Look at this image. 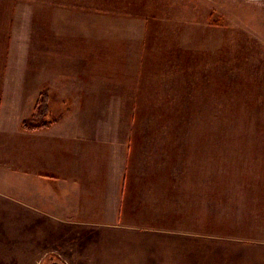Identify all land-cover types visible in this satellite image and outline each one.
<instances>
[{
	"label": "rangeland",
	"instance_id": "rangeland-1",
	"mask_svg": "<svg viewBox=\"0 0 264 264\" xmlns=\"http://www.w3.org/2000/svg\"><path fill=\"white\" fill-rule=\"evenodd\" d=\"M53 20L56 32L47 25ZM0 63V100L5 73L13 70L19 80L25 65L40 64L61 82L56 108L50 88L42 89L20 123L24 129L43 128L58 119L54 110L62 115L70 102L75 107L72 98L88 80L105 83L109 110L120 109L130 89L143 113L166 112L158 114L159 125L200 132L184 137L198 144H191L198 174L179 192H164L160 199L171 204L140 193L150 185L139 192L131 183L119 225L105 230L96 222L77 226L72 217L65 222L76 228L57 218L44 228L46 217L23 218L20 189L1 184L0 246L20 248L23 241L30 257L0 261L264 264V0H0ZM132 174L139 176L133 168ZM10 220L31 229L7 231Z\"/></svg>",
	"mask_w": 264,
	"mask_h": 264
},
{
	"label": "crops",
	"instance_id": "crops-1",
	"mask_svg": "<svg viewBox=\"0 0 264 264\" xmlns=\"http://www.w3.org/2000/svg\"><path fill=\"white\" fill-rule=\"evenodd\" d=\"M56 23L53 20L47 25L56 32ZM35 49L39 50L38 47ZM9 72L4 76L0 100V129L4 134L0 135V161L5 163L0 167V188L2 184L20 189V202L27 211L22 213L23 218L30 213L37 214L36 218L46 217L45 228L53 226L54 218L65 222L66 218L72 217L75 218L72 223L77 226L96 222L102 223L99 230H105V224L119 225L120 209L121 206L125 209L131 183L139 185V192L140 187L150 185L152 188L140 193L146 192L152 200L164 205L171 204L160 199L164 192H179L183 180L188 182L198 174L194 172L195 164L191 167L196 157L192 158L194 147L191 144H198L196 140H185L184 137L189 139L200 132L159 125L158 114L166 112L146 108L148 113H143L139 109L143 105L139 94H133L130 89L122 92L127 101L120 97L121 108L109 110L105 106V83L96 86L86 80L79 84L80 92L72 98L75 107L70 102L71 106L62 115L54 110L52 114L58 119L43 128L24 129L20 123L31 115L42 89L50 88L49 98L54 99L52 105L56 108L55 96L58 97L61 82L53 75L55 73L40 64L36 68L25 65L19 80H16L17 73ZM116 86L118 91L119 83ZM159 89L151 90L152 100L158 97ZM168 92L172 96L178 91L174 88ZM163 122H166L165 118ZM153 125L155 128H149ZM183 161L190 162L186 168L182 166ZM132 168L136 169L138 177L133 178ZM10 197L13 201L17 198L15 195ZM189 198L194 200V196ZM162 205L156 215L160 214ZM6 213L13 218L9 211ZM10 222L7 231L19 229L15 228V221ZM62 225L76 228L69 221ZM91 227V230H97L94 224ZM30 229L22 225L19 231L25 233ZM2 245L0 258L8 263L13 257H30V247L23 241L20 248ZM0 264L6 263L0 261Z\"/></svg>",
	"mask_w": 264,
	"mask_h": 264
},
{
	"label": "trees",
	"instance_id": "trees-1",
	"mask_svg": "<svg viewBox=\"0 0 264 264\" xmlns=\"http://www.w3.org/2000/svg\"><path fill=\"white\" fill-rule=\"evenodd\" d=\"M41 97H43L45 99V96L44 95H41ZM44 105V104H43ZM29 123V121H27ZM30 124V123H29ZM42 124V123H41ZM41 124H37V125H41ZM45 125V124H44ZM43 125V126H44ZM46 126V125H45Z\"/></svg>",
	"mask_w": 264,
	"mask_h": 264
},
{
	"label": "flooded vegetation",
	"instance_id": "flooded-vegetation-1",
	"mask_svg": "<svg viewBox=\"0 0 264 264\" xmlns=\"http://www.w3.org/2000/svg\"><path fill=\"white\" fill-rule=\"evenodd\" d=\"M55 264H58L57 262H55Z\"/></svg>",
	"mask_w": 264,
	"mask_h": 264
}]
</instances>
